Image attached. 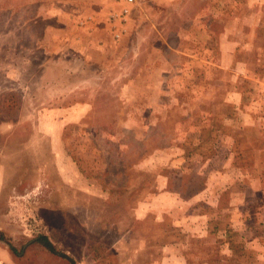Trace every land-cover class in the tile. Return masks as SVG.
<instances>
[{
  "label": "rangeland",
  "instance_id": "obj_1",
  "mask_svg": "<svg viewBox=\"0 0 264 264\" xmlns=\"http://www.w3.org/2000/svg\"><path fill=\"white\" fill-rule=\"evenodd\" d=\"M0 232V264H264V0H0Z\"/></svg>",
  "mask_w": 264,
  "mask_h": 264
},
{
  "label": "crops",
  "instance_id": "obj_2",
  "mask_svg": "<svg viewBox=\"0 0 264 264\" xmlns=\"http://www.w3.org/2000/svg\"><path fill=\"white\" fill-rule=\"evenodd\" d=\"M114 32L117 33L119 32V27L118 26H115L114 25ZM118 34V33H117ZM81 59H82V56H81ZM83 61V59H82ZM191 156L195 157V154H191ZM209 218L208 217H205V218H201V224H206L207 226L210 224V220H208ZM178 238H175L174 241H167L165 240L160 246V258H164V260H167V264H168V255L171 251H173L175 249V254L176 255H182L183 254V251L182 249H185V246L184 245H181L179 242H178ZM172 242H175V243H172ZM180 251V252H179ZM150 264V263H149ZM155 264H159L158 262H155ZM166 264V263H165Z\"/></svg>",
  "mask_w": 264,
  "mask_h": 264
},
{
  "label": "trees",
  "instance_id": "obj_3",
  "mask_svg": "<svg viewBox=\"0 0 264 264\" xmlns=\"http://www.w3.org/2000/svg\"><path fill=\"white\" fill-rule=\"evenodd\" d=\"M0 238H5L4 234L2 232H0ZM38 239H39V242H41L45 247H47L48 249L50 250H55L53 244L50 242L49 238L45 235H39L37 238H36V241L38 242ZM35 240V239H34ZM33 241V240H32Z\"/></svg>",
  "mask_w": 264,
  "mask_h": 264
},
{
  "label": "built area",
  "instance_id": "obj_4",
  "mask_svg": "<svg viewBox=\"0 0 264 264\" xmlns=\"http://www.w3.org/2000/svg\"><path fill=\"white\" fill-rule=\"evenodd\" d=\"M129 1H131V0H129Z\"/></svg>",
  "mask_w": 264,
  "mask_h": 264
}]
</instances>
